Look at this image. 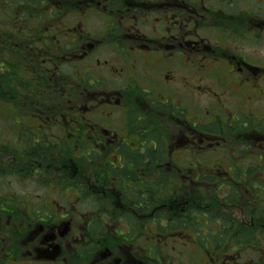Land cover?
Masks as SVG:
<instances>
[{
    "label": "flooded vegetation",
    "instance_id": "1",
    "mask_svg": "<svg viewBox=\"0 0 264 264\" xmlns=\"http://www.w3.org/2000/svg\"><path fill=\"white\" fill-rule=\"evenodd\" d=\"M28 1L0 0V264H264V0Z\"/></svg>",
    "mask_w": 264,
    "mask_h": 264
},
{
    "label": "rangeland",
    "instance_id": "2",
    "mask_svg": "<svg viewBox=\"0 0 264 264\" xmlns=\"http://www.w3.org/2000/svg\"><path fill=\"white\" fill-rule=\"evenodd\" d=\"M73 18H75L74 15L70 16L68 18V20L70 21ZM85 21H86V19H85ZM65 27H67V25H65ZM240 47H241V49H243L244 52L247 51L250 54L253 53L254 56L260 55V57L264 58V38L259 43L255 42V45L251 41L247 40V41H245V44L240 45ZM255 60L261 61L260 59H255ZM66 68L69 72L71 71L69 64H66ZM204 93L208 96L210 92L205 91ZM260 106L263 108V111H264V99H263L262 104H260ZM0 114H1V112H0ZM7 122H5L4 120L2 121V118L0 117V134L4 131L3 128H4V126H6ZM12 183H13V187L19 188V190H22L21 184L16 180V178L13 179ZM213 211L226 213V214L231 215L232 217L234 216V212L231 209V205H228V206L223 205V206H221V209H219V210H217V208L214 207ZM213 224H215V223H213ZM209 235H210V233L208 234V236ZM199 237H200V240L202 242L204 240H207L206 237L203 236V234H201ZM183 244H184V241H182V240H180L178 243H176L177 247H181ZM169 249H172V248L170 247ZM164 250L167 251L165 248H164ZM188 250H189L190 256L193 257L194 260L196 261V264H203L204 263V260H202V258H201V255L203 254L204 249L197 248L196 245H189Z\"/></svg>",
    "mask_w": 264,
    "mask_h": 264
},
{
    "label": "trees",
    "instance_id": "3",
    "mask_svg": "<svg viewBox=\"0 0 264 264\" xmlns=\"http://www.w3.org/2000/svg\"><path fill=\"white\" fill-rule=\"evenodd\" d=\"M35 2L39 5V7L37 8L35 7L37 6ZM28 3H29L28 8H29L31 20L32 18L36 19L38 17H41L44 21H46V20L51 19L52 15L56 14L57 10H55V7L52 5L53 3L50 4V1L48 0H29ZM49 5L51 6L48 9ZM13 7H17V6L13 5ZM15 11H16V8H15ZM40 31L41 32L44 31V28H42ZM50 31L51 29L47 32L50 33ZM45 56H47V54Z\"/></svg>",
    "mask_w": 264,
    "mask_h": 264
}]
</instances>
